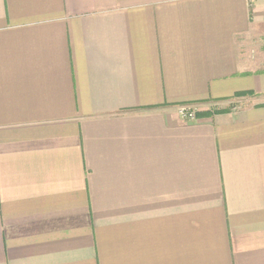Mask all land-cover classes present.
Here are the masks:
<instances>
[{
  "label": "crops",
  "instance_id": "1",
  "mask_svg": "<svg viewBox=\"0 0 264 264\" xmlns=\"http://www.w3.org/2000/svg\"><path fill=\"white\" fill-rule=\"evenodd\" d=\"M0 264H264V0H0Z\"/></svg>",
  "mask_w": 264,
  "mask_h": 264
},
{
  "label": "built area",
  "instance_id": "2",
  "mask_svg": "<svg viewBox=\"0 0 264 264\" xmlns=\"http://www.w3.org/2000/svg\"><path fill=\"white\" fill-rule=\"evenodd\" d=\"M177 112L184 121H194L197 119L198 107L194 104H182L177 107Z\"/></svg>",
  "mask_w": 264,
  "mask_h": 264
}]
</instances>
